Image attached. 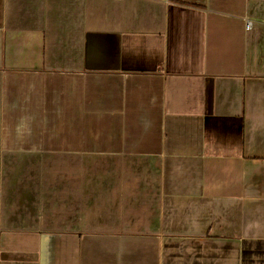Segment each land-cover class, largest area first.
Wrapping results in <instances>:
<instances>
[{"label":"crops","instance_id":"0c3cea01","mask_svg":"<svg viewBox=\"0 0 264 264\" xmlns=\"http://www.w3.org/2000/svg\"><path fill=\"white\" fill-rule=\"evenodd\" d=\"M0 264H264V0H0Z\"/></svg>","mask_w":264,"mask_h":264},{"label":"built area","instance_id":"2783aa9c","mask_svg":"<svg viewBox=\"0 0 264 264\" xmlns=\"http://www.w3.org/2000/svg\"><path fill=\"white\" fill-rule=\"evenodd\" d=\"M249 24V23H248ZM248 26V25H247Z\"/></svg>","mask_w":264,"mask_h":264}]
</instances>
